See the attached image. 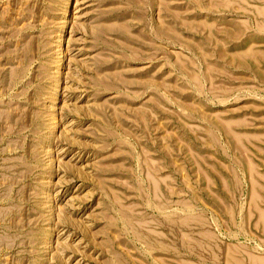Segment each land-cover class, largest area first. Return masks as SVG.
Segmentation results:
<instances>
[{
  "label": "rangeland",
  "instance_id": "rangeland-1",
  "mask_svg": "<svg viewBox=\"0 0 264 264\" xmlns=\"http://www.w3.org/2000/svg\"><path fill=\"white\" fill-rule=\"evenodd\" d=\"M0 264H264V0H0Z\"/></svg>",
  "mask_w": 264,
  "mask_h": 264
}]
</instances>
